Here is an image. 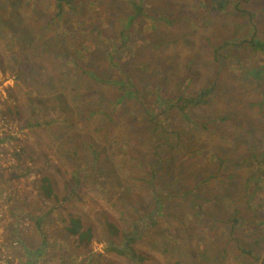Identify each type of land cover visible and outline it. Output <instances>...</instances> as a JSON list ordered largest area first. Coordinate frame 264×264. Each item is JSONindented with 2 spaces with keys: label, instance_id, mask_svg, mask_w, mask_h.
<instances>
[{
  "label": "rangeland",
  "instance_id": "374dc122",
  "mask_svg": "<svg viewBox=\"0 0 264 264\" xmlns=\"http://www.w3.org/2000/svg\"><path fill=\"white\" fill-rule=\"evenodd\" d=\"M28 1L0 0V252L9 256L2 259L137 264L108 253L105 240L135 219V231L146 236L135 244L145 257L138 264H264V211L241 196L257 165L245 158L254 144L264 149V51L241 40H264V0H228L221 9L212 0H146L145 9L157 11V28L146 27L150 16L140 17L116 65L107 55L122 44L126 2L70 0L64 16L51 20L52 0ZM35 19L46 24L39 40ZM16 34L24 46L31 37L43 57L63 49L56 71L32 58L25 82L14 78L24 57ZM75 45L86 55L82 67L109 81L79 72ZM47 66L54 78L42 74ZM62 103L68 118L51 121ZM77 107L91 114L75 112L72 120ZM76 172L82 185L67 201L66 187L79 185ZM128 177L131 191L118 189ZM209 177L207 186H197ZM159 184L170 193L157 213ZM227 187L232 196L239 191L237 204L221 190ZM192 192L211 199L203 203L207 215L194 207ZM72 218L76 232L68 229ZM123 236L113 243L124 245Z\"/></svg>",
  "mask_w": 264,
  "mask_h": 264
},
{
  "label": "trees",
  "instance_id": "16d2710c",
  "mask_svg": "<svg viewBox=\"0 0 264 264\" xmlns=\"http://www.w3.org/2000/svg\"><path fill=\"white\" fill-rule=\"evenodd\" d=\"M35 1L38 2L37 0H35ZM123 1L126 2L127 9H129V11H125L124 13L119 15L120 20H122L124 22L121 24L120 32H119L120 33L119 36L122 39V44L117 45V48L115 49V51L110 52L107 55L108 63H113L115 65L117 64L116 59L118 57H120V53H121L122 49L124 50V45H125L124 39L127 41L132 40V38L135 37V35L133 34V32H134L133 28H138V29L141 28V23L138 20L140 17L142 18V16H145V15L150 16L151 23H149L146 27L150 28V29H154V30H156V28H157L156 23H155L158 20V16H156V14H155L157 11L154 10L153 8L152 9H145V3L144 2H146V0H123ZM28 2L30 3V2H32V0H29ZM69 2H70V0H52L54 15L52 16L51 20L55 19V17L64 16L65 6L67 4H69ZM212 2H213L214 9H216V8L221 9L222 7H224V5L226 3H228V0H212ZM48 5H51V4H48ZM27 8H28V6H27ZM28 10H29V8H28ZM29 12L32 13V9L29 10ZM11 13L12 14H10V19H13L15 17V15H14L15 12H11ZM31 20H33V18ZM35 24L38 27L37 30L38 29L41 30V35L37 36V38H38V40L42 39L44 36V32H45L44 27L46 24L41 23V21H39L37 19H35ZM7 26L11 28L10 25L7 24ZM24 33L27 35L30 32L25 31ZM13 35H15V33ZM21 37H22V35L16 34L15 43L19 44L20 48L23 51L22 53L19 54V56H21V57L24 56V57L20 61L17 62V65H16L17 67H15L14 72H13V74L15 73L13 75L14 78L21 80L22 82H25V79H24L25 75L30 71V69H33V66L31 64H29V62H30L29 60H31L32 58L40 59L41 62L39 61V63H41V64L43 63L44 67H45V63L48 66H49V63H52L55 66V67H53L52 70H53V72H55L57 69V61L56 60L59 56L64 55L63 49H61L59 51L60 53L58 52L57 54H55V56L52 59L47 58L45 56L43 57L40 54L41 50H39L37 48L38 43H36L34 46L32 38L28 36L27 37V39H28L27 45L28 46H24L23 42H20ZM243 40H241L242 43L246 44L248 42L249 46H247V47L250 50H252L253 52L264 51V40H262L261 38H252L249 40V38L245 37ZM42 43L43 42H39V45H41ZM146 45H152V40L149 39L148 44H146ZM49 46H50V44L46 45L44 47V49L48 48ZM82 50H83V47H79L78 45H75V52L76 53H74L72 55V59H74L73 63H75V66L78 67L79 72L84 73V75H87L88 78H91L95 82H107V81H109L108 79H106V77L104 75H100V73L98 71H96L94 69L92 70L88 67H82V65H81L82 63L80 61L82 60V57L86 58V55L84 52L81 54ZM150 50H152V49H150ZM79 54L81 55V58L79 57ZM75 60H78V62H75ZM2 61L3 60H1V58H0V65H1ZM48 66H47V69L45 68V71L46 70L47 71L42 73V74L45 76H49L51 78H54L55 73H51L52 70L50 71V69H48ZM147 66H148V63L145 64V67H147ZM261 70H262V68H261ZM261 70L258 69V71H261ZM47 72L49 74H46ZM54 89H56V88L54 87ZM202 90H203L202 93L207 92L204 89H202ZM200 96H201V94H200ZM180 98H182V95H180ZM186 107H187L186 104H184L183 106H180L181 109H184ZM66 112H67V104L64 105V103H62L59 106V113H55L54 115H52L53 118H51L50 120L52 121L53 119L58 118V117L59 118H62V117L68 118V117H66ZM75 112L79 115L85 114L86 112L88 114L89 113L91 114V111L89 109H86V108L80 109L77 107V109L71 111V119L72 120H75L73 118ZM87 116L85 117L84 120H86ZM187 118L189 119L190 116L187 115ZM233 118H234V115L232 116L230 121L233 122ZM49 123L50 122L45 121V124H49ZM237 126H239V125H237ZM251 151H253V152L250 153L249 157H246L245 159L248 161L250 160L252 163H254V161H257V165L254 166L252 173H250L249 177L246 179V181H244V188H243L244 189V195H241V196L245 198L248 205L255 204V207L253 208V210L264 211V166H263L264 149L261 150V149H259L258 145L254 144L252 146ZM93 152H96V157H97L98 156L97 150L93 149ZM191 154H189V155H191ZM224 162H225L224 160L219 161L220 164H223ZM223 172H224V170H223ZM76 173H77L78 177L74 175L72 177V180L79 185H75L71 182L70 185L66 187L67 190L65 193L67 195H64V199L67 201L70 199L69 194L73 191L79 192V189L81 188V185H82V181L79 179V173L78 172H76ZM128 178H129L128 180L127 179L123 180V181L121 180V183L118 186V189L125 191V192L131 191L132 180L130 177H128ZM42 179H44L45 184H46V186H44L45 192L47 194H49L51 191V185H50V183L46 182L47 177H43ZM212 179H213V177H209L207 180H205L204 178L199 179L197 181V186L200 184L207 186L211 182ZM224 180H225V178L223 179V183H225ZM157 189L158 190H155L156 197L154 199L155 202H154L153 210H156V212L158 213L163 208V205H162V203L164 201L162 199V198H164L163 195L167 192L170 193V189H169V187H167L166 185H163V184H159V187ZM221 190L224 192L225 196L230 200V202L232 204L238 203V197L240 194L239 191L234 196H232V194L234 193V190L230 189L229 187L223 188ZM192 194H193V192H192ZM189 195H191V194H189ZM209 200H211V199L208 197H205V196L204 197H200V196L195 197L194 194L191 196V201H192V203H194V207L198 211L203 210V212L200 214L202 216L208 214L207 211H205L203 203H204V201H209ZM134 220H131V222L128 221V225H126L128 230H124L122 233H120L118 235L115 234L114 236H110V237L108 236V237H106L105 240L107 242L106 248L108 250V253L117 254L119 256L124 257L126 260H134L135 261L134 263L138 264V263H141L145 259V257L140 251H138L135 248V244H137L139 241H142L143 239H145L146 236H142V235L137 234V232L135 231ZM234 220L237 221L236 216L234 217ZM240 220L241 219L239 216V221ZM152 221L155 222V218ZM261 222L264 223V219H261ZM76 226L77 227L79 226L77 223V220L72 218L70 220V225H69L68 229L70 228V230L76 232V229H77ZM106 226H107L108 233H110V234L114 233V229H113V226L111 223H108V221H107ZM78 232L79 233L76 237L77 242H83L84 239L87 237V235H89V233H88L89 228H87L83 231H78ZM119 235H124L123 236V239L125 241L124 245L118 246V245H115V243H113L114 238L116 236H119ZM101 256H102L101 253H97L96 255L91 256V260L98 259Z\"/></svg>",
  "mask_w": 264,
  "mask_h": 264
},
{
  "label": "built area",
  "instance_id": "2783aa9c",
  "mask_svg": "<svg viewBox=\"0 0 264 264\" xmlns=\"http://www.w3.org/2000/svg\"><path fill=\"white\" fill-rule=\"evenodd\" d=\"M0 217H1V213H0ZM3 255H6V254L0 252V264H10L9 263L10 261H5V260L2 259ZM7 258L9 259V256H7Z\"/></svg>",
  "mask_w": 264,
  "mask_h": 264
},
{
  "label": "bare ground",
  "instance_id": "6f19581e",
  "mask_svg": "<svg viewBox=\"0 0 264 264\" xmlns=\"http://www.w3.org/2000/svg\"><path fill=\"white\" fill-rule=\"evenodd\" d=\"M184 97V96H183ZM210 104V103H209ZM206 106V105H205Z\"/></svg>",
  "mask_w": 264,
  "mask_h": 264
}]
</instances>
